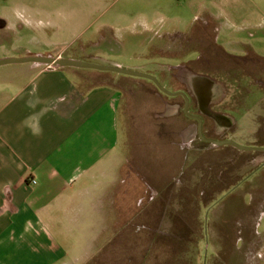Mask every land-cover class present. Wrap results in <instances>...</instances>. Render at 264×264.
I'll return each mask as SVG.
<instances>
[{
    "label": "crops",
    "instance_id": "crops-1",
    "mask_svg": "<svg viewBox=\"0 0 264 264\" xmlns=\"http://www.w3.org/2000/svg\"><path fill=\"white\" fill-rule=\"evenodd\" d=\"M79 2L0 0V45L6 39L13 43V36L20 40L22 31L29 32L33 45H65L62 39L90 27L89 22L81 21ZM191 9V25L211 26L216 41L222 38L223 45L242 49L264 36V0H200ZM83 55L66 57L62 52L46 56L27 51L21 58L84 61L91 57ZM7 58L13 57L0 59ZM29 64L16 70L27 74L0 79V264H88L106 247L123 210L146 206L134 186L136 181L130 180L139 173L129 168L125 149H119L118 115L122 108L128 115L129 79L91 77L72 67ZM181 65H170L171 75L179 77ZM98 77L103 81L93 83ZM155 92L147 95L148 110L153 109L152 113L165 121L166 128L158 134L177 154L178 140L192 143L198 125L178 115L177 110L161 116L164 108ZM254 108L247 111L250 118L238 117L237 109L224 112L219 124L237 131L242 123L251 121L255 126L248 138H264V108ZM262 158L264 155L255 156L253 165L258 166L255 161ZM131 182V191L137 196L129 207ZM142 185L144 192L146 185L154 184L144 180ZM252 185L251 195L264 194V173L257 172ZM253 199L264 209V197ZM79 235L82 241L77 243ZM262 238L256 239L255 249L252 242L248 245L251 252L245 258L255 256L264 262Z\"/></svg>",
    "mask_w": 264,
    "mask_h": 264
},
{
    "label": "rangeland",
    "instance_id": "rangeland-1",
    "mask_svg": "<svg viewBox=\"0 0 264 264\" xmlns=\"http://www.w3.org/2000/svg\"><path fill=\"white\" fill-rule=\"evenodd\" d=\"M199 1L80 0L81 21L90 23L87 32L65 37L61 40L66 41L65 45H33L29 41V32L22 31L20 40L13 36V43L6 39L5 44L0 45V58H21L27 51L46 56L63 52L66 57L80 58L86 53L91 57L81 62L103 67L119 66L152 75L171 93L175 88L162 77L171 76L173 68H169L170 65L183 66L184 62L196 60L200 52L197 43L203 40L208 45H203L202 56L204 59L207 56L212 64L192 66L204 75L226 81V88L231 91L230 99L242 103L236 114L240 112L238 117L246 115L250 118L249 109L261 110L262 99L256 95L259 87L255 81L262 79L264 86V36L249 46L262 60L254 59L253 54L248 56L250 60L254 59L248 65L233 60L223 49L216 48L214 41L236 55L245 54L244 47L235 49V45H223L222 38L216 41L217 35L211 26L191 25V7ZM189 37L192 39L188 43ZM28 65L31 64L1 66L0 79L17 73L27 74L26 70H16ZM78 70L91 77L119 75L129 79L128 115L124 108L118 115L119 149H125L130 158L129 168H135L139 173L130 180L136 181H133L134 186H138L137 191L140 198H145L146 205L123 210L122 218L117 220L120 224L113 226L106 247L88 264H264L255 256L245 258L251 252L248 245L252 242L255 249L256 239L264 237V209L252 200L253 197L257 201L264 194L257 196L249 192L254 175L264 173L263 167L250 164L260 151L242 152L224 147L207 154L194 151L178 140L176 154L168 140L158 134L166 128L165 121L157 118L152 108L148 110L150 99L147 95L156 91L150 80L93 69ZM181 70L180 75H184L190 88L192 80L189 76L194 72H185L187 69L182 67ZM244 74L253 80L243 78ZM100 77L93 83L102 82ZM1 86L0 83V89ZM239 86L242 94L234 92ZM247 90L254 93L244 96ZM254 126L248 121L238 128L234 137L239 145L264 148V138H248ZM263 159L255 163L259 165ZM144 180L154 184L146 185V192L141 191ZM133 188L131 182L127 197L129 207L137 196L131 191ZM156 189L158 193H155ZM149 200L152 204L147 205ZM67 245L71 249V243Z\"/></svg>",
    "mask_w": 264,
    "mask_h": 264
},
{
    "label": "flooded vegetation",
    "instance_id": "flooded-vegetation-1",
    "mask_svg": "<svg viewBox=\"0 0 264 264\" xmlns=\"http://www.w3.org/2000/svg\"><path fill=\"white\" fill-rule=\"evenodd\" d=\"M191 37H189L188 43L191 41ZM199 46L200 52L198 53L196 60H190V62H184L183 66H181L183 69L186 68L187 70H184L185 72L190 70L193 71L194 74L191 75V87L189 88L188 83L186 82L185 78L183 79L184 75H181L179 77H176V75H171L170 77L163 76L162 78L166 80V83H170L173 88V92L171 94L165 93L162 91L154 82L153 85H155L156 88V94L164 108V113L161 114V116H170L174 113V111L177 110V114L184 115L185 118L190 119L197 123L198 125V131L196 139L192 141L188 147L191 149L201 151L203 153H209V152H218L220 148H232L235 150H239L238 148L231 146V145H219L218 142H229L234 141L238 144L237 139L234 137L236 135V129L233 127L229 128H223L219 122L221 121V114L227 111H235L240 107L239 104L240 100L237 102L235 99H230L229 95L231 91H229L225 85L226 81H221V79H215L214 77H209L207 75H204L200 73L197 69H194L192 65H202V64H212L209 60V58L205 57L203 55V45H208L205 41H199L197 43ZM213 45H215L216 48L223 49L226 54L232 58L233 60L238 61L239 63H243L244 65H248L251 60H254L257 57L259 60L263 59L260 58L252 49L245 46V54L236 55L228 52L225 47L219 46L217 42L214 41ZM249 54H253L254 59L248 57ZM264 60V59H263ZM183 61V60H181ZM187 64V65H185ZM188 67V68H187ZM245 76V77H243ZM243 78H251L248 75H243ZM241 77V78H242ZM237 78V77H234ZM233 78V79H234ZM242 80H245L243 79ZM201 81H200V80ZM252 79V78H251ZM238 79H235V81ZM253 80V79H252ZM262 80V79H261ZM261 80L257 79L255 81L257 87H259L256 91L261 96V107L264 108V86L261 83ZM160 85L164 87L166 90V86L158 80ZM194 83V87L192 89V85ZM263 81V80H262ZM223 82V83H222ZM239 82V81H237ZM221 83L223 85H221ZM192 89V90H190ZM168 91V90H167ZM169 92V91H168ZM237 94H242V90H240V86L234 91ZM170 93V92H169ZM246 93L244 96L251 95L254 93L253 91H245ZM255 96V95H254ZM236 98V97H234ZM259 105V104H255ZM245 108V107H243ZM188 110V113L186 112ZM201 120V122L199 121ZM220 120V121H219ZM197 144V145H195ZM194 147V148H193ZM252 147V146H250ZM241 151V150H239ZM243 152V151H242ZM264 155V152L260 151V154H257V156ZM254 160V158H253ZM253 160L250 162V164L253 166ZM264 166V162L260 163L256 168H260Z\"/></svg>",
    "mask_w": 264,
    "mask_h": 264
},
{
    "label": "water",
    "instance_id": "water-1",
    "mask_svg": "<svg viewBox=\"0 0 264 264\" xmlns=\"http://www.w3.org/2000/svg\"><path fill=\"white\" fill-rule=\"evenodd\" d=\"M26 63H34V64H42V65H47L50 67L54 68H67V67H72V68H78V69H93V70H98V71H103V72H114L122 75H128L132 77H137V78H143L150 80L154 82L162 91L165 93H169L164 87H162L156 77H153L152 75L148 74H141L137 72H133L127 69H124L119 66L115 67H103V66H98V65H93L89 63H84L81 61H76L72 59H67V58H55V57H24V58H7V59H0V67L1 66H6V65H11V64H26ZM188 113V110L186 111ZM201 122V120L199 119ZM219 145H231L236 148H238L241 151H262L264 152V148H252V147H244L241 146L234 141H229V142H218Z\"/></svg>",
    "mask_w": 264,
    "mask_h": 264
},
{
    "label": "built area",
    "instance_id": "built-area-1",
    "mask_svg": "<svg viewBox=\"0 0 264 264\" xmlns=\"http://www.w3.org/2000/svg\"><path fill=\"white\" fill-rule=\"evenodd\" d=\"M34 183H36V182H34Z\"/></svg>",
    "mask_w": 264,
    "mask_h": 264
}]
</instances>
